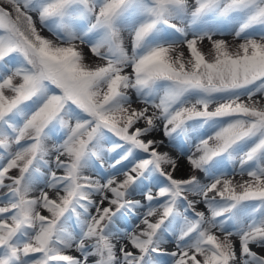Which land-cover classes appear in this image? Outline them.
<instances>
[{"label": "snow or ice", "instance_id": "obj_1", "mask_svg": "<svg viewBox=\"0 0 264 264\" xmlns=\"http://www.w3.org/2000/svg\"><path fill=\"white\" fill-rule=\"evenodd\" d=\"M0 264H264V0H0Z\"/></svg>", "mask_w": 264, "mask_h": 264}]
</instances>
